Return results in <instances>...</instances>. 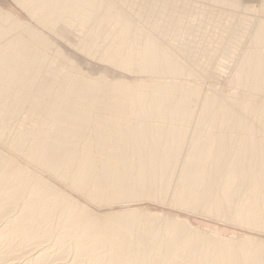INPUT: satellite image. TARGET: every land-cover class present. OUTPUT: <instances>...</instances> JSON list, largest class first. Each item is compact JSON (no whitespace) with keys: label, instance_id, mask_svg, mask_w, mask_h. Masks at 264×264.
Here are the masks:
<instances>
[{"label":"bare ground","instance_id":"6f19581e","mask_svg":"<svg viewBox=\"0 0 264 264\" xmlns=\"http://www.w3.org/2000/svg\"><path fill=\"white\" fill-rule=\"evenodd\" d=\"M14 1L39 26L79 29L87 53L148 78L113 84L62 69L45 37L0 7V264H264V241L251 236L203 237L186 219L134 209L101 216L68 193L98 205L166 198L181 166L174 205L264 232V100L253 96H264V24L233 79L240 94L221 101L176 82L185 66L107 0ZM100 36L110 37L101 50ZM240 188L251 205L222 210Z\"/></svg>","mask_w":264,"mask_h":264},{"label":"rangeland","instance_id":"374dc122","mask_svg":"<svg viewBox=\"0 0 264 264\" xmlns=\"http://www.w3.org/2000/svg\"><path fill=\"white\" fill-rule=\"evenodd\" d=\"M222 1L107 0L115 11L123 12L131 19L133 27L141 28L151 35L160 47L168 50L185 66V74L176 78V82L198 90L201 98L215 96L221 101H231L241 92L234 85L233 79L242 68L245 55L254 49L252 41L259 25L264 24V0H233L236 5L233 2L230 4L228 0L226 3ZM0 7L15 14L29 28L45 37L47 46L43 47L44 52L51 62L60 65L62 69H75L83 77L94 80L105 78L113 84L135 83L148 78L113 65L105 59L103 53H87L81 46L83 35L79 29L65 24H60L55 31L43 28L14 0H0ZM9 23H14V20ZM20 32L26 36L22 28ZM98 39V49L101 50L107 47L110 37L106 40L100 36ZM253 96L263 103V95ZM201 107L200 101L194 110L195 118ZM193 129L194 124L188 128L189 138ZM0 149L7 152L1 145ZM180 169L181 166L176 167L164 184L166 198L125 197L110 204L98 205L83 195L71 191L68 193L101 216L134 209L148 216L186 219L189 225L187 231H195L194 234L203 237L239 242L251 236L256 241H264V232L244 227L235 222L232 216H218L200 209L185 210L174 205L171 197L178 184ZM45 178L48 179V176ZM57 186L66 191L62 185ZM161 186L162 182H159L156 188ZM249 205L246 189L240 188L230 200L222 201L220 208L235 212Z\"/></svg>","mask_w":264,"mask_h":264}]
</instances>
